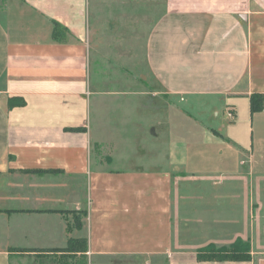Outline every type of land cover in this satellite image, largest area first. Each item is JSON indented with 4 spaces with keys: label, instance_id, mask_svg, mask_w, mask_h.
Masks as SVG:
<instances>
[{
    "label": "crops",
    "instance_id": "1",
    "mask_svg": "<svg viewBox=\"0 0 264 264\" xmlns=\"http://www.w3.org/2000/svg\"><path fill=\"white\" fill-rule=\"evenodd\" d=\"M255 93L264 0H0V264L18 253L264 264L249 209L264 181ZM216 178L248 183L240 216L206 209ZM71 212H85L80 229ZM69 239H85V252L16 251ZM236 239L249 241V261L197 259Z\"/></svg>",
    "mask_w": 264,
    "mask_h": 264
},
{
    "label": "rangeland",
    "instance_id": "2",
    "mask_svg": "<svg viewBox=\"0 0 264 264\" xmlns=\"http://www.w3.org/2000/svg\"><path fill=\"white\" fill-rule=\"evenodd\" d=\"M210 163L209 165H211ZM211 168H215L211 167ZM216 185L213 187L211 184H205L203 192H205L208 196H211L209 201H206L204 203L205 206H207L206 209H222V205L225 204L226 207H229L230 209H239L237 211L236 216L241 215V211L244 208V203L242 202V191L247 192L248 191V183H238L233 181H227L225 179V182H223L221 185H219L222 181L220 178H216ZM223 185V186H222ZM193 191L196 193L195 188L188 187L184 188V193ZM218 199H215L213 195H218ZM248 195V192H247ZM250 199H249V209L254 210V214L257 215L256 217V229H255V242L258 248H264V181L255 182L254 186L251 188L250 193ZM191 201L188 202V205L193 206L196 209V206H198V209H200L199 205L195 204V201H199V198L195 200L194 195L192 194ZM232 197V198H231ZM231 198V199H230ZM233 198L237 199V201H234ZM206 200V199H204ZM208 202V203H207ZM236 202V204H235ZM236 205V208H235ZM224 207V206H223ZM243 207V208H242ZM227 208V209H229ZM214 229L218 228L217 226H213ZM249 243V241H247ZM213 245V244H212ZM215 248H218L219 246L213 245ZM202 254H207V251L201 252ZM249 253H250V243H249ZM40 260L43 264H81L79 258L77 259H60V256L58 255H29L25 253H18L15 258L12 259L11 264H37L38 260ZM64 262V263H63Z\"/></svg>",
    "mask_w": 264,
    "mask_h": 264
},
{
    "label": "trees",
    "instance_id": "3",
    "mask_svg": "<svg viewBox=\"0 0 264 264\" xmlns=\"http://www.w3.org/2000/svg\"><path fill=\"white\" fill-rule=\"evenodd\" d=\"M264 96L262 94H252L249 97L250 112L252 114L260 112L263 108ZM23 102L18 100L14 102L11 100L10 106H20ZM72 213V227L75 229H80L82 227L81 217L85 216V212H71ZM86 249L85 239H69L67 241V246L64 248L57 249H18L17 252H67V253H83ZM207 251V254H202L201 252ZM197 259L199 261H249L251 259L249 253V243L241 239H236L229 246H222L215 248L212 244L199 249L197 254Z\"/></svg>",
    "mask_w": 264,
    "mask_h": 264
}]
</instances>
